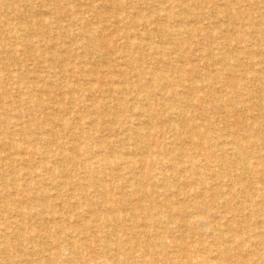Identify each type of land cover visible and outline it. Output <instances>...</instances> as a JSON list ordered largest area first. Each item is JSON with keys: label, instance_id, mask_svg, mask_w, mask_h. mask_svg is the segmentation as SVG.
Returning a JSON list of instances; mask_svg holds the SVG:
<instances>
[{"label": "rangeland", "instance_id": "1", "mask_svg": "<svg viewBox=\"0 0 264 264\" xmlns=\"http://www.w3.org/2000/svg\"><path fill=\"white\" fill-rule=\"evenodd\" d=\"M261 81L264 0H0V264H256Z\"/></svg>", "mask_w": 264, "mask_h": 264}, {"label": "bare ground", "instance_id": "2", "mask_svg": "<svg viewBox=\"0 0 264 264\" xmlns=\"http://www.w3.org/2000/svg\"><path fill=\"white\" fill-rule=\"evenodd\" d=\"M18 1V0H17ZM153 6V5H152ZM157 7V6H156ZM97 10V9H96ZM182 18V17H181ZM189 23V22H188ZM224 23V22H223ZM91 34V33H90ZM12 39V38H11ZM96 40V39H95ZM258 42V41H257ZM14 46V45H13ZM252 52V51H251ZM81 54V53H80ZM251 69V68H250ZM212 73V72H211ZM203 77H205V76H203ZM261 82H263V81H261ZM264 83V82H263ZM254 84H255V82H254ZM120 85V84H119ZM261 85V84H260ZM258 87V86H257ZM261 87H263V86H261ZM219 91V90H218ZM42 97V96H41ZM20 98V97H19ZM105 98V97H104ZM252 99V98H251ZM250 100V99H249ZM261 100V99H260ZM21 100H19V102H20ZM8 103V102H7ZM183 104V103H182ZM260 105V104H259ZM261 110H260V113L263 115V113H262V109L263 108H260ZM36 110V109H35ZM183 110V109H182ZM244 112V111H243ZM245 113V112H244ZM250 114V113H249ZM240 116V115H239ZM171 121V120H170ZM137 128V127H136ZM138 130V129H137ZM246 134V133H245ZM38 136V135H37ZM247 137V136H246ZM254 143H255V141H248V142H243V143H238L239 144V147H243V148H245V147H250V146H253L254 145ZM221 144V143H220ZM223 144V143H222ZM220 149V148H219ZM16 151V150H15ZM243 155V154H242ZM238 156H239V154L236 156L237 158H238ZM246 163V162H245ZM142 164V163H141ZM208 164V163H207ZM214 164V163H213ZM135 165V164H134ZM199 165V164H198ZM246 165V164H245ZM128 166V165H127ZM209 166V165H208ZM198 167V166H197ZM199 167H200V165H199ZM246 168V166H243L242 167V173H244V169ZM262 168H264V166H262L260 169H257V172H259V170H262ZM129 170V169H128ZM132 170V169H131ZM199 170V169H198ZM197 170V171H198ZM199 172V171H198ZM216 179V178H215ZM4 180V179H3ZM139 182V181H138ZM233 184V183H232ZM141 189V188H140ZM244 189V188H243ZM169 196V195H168ZM218 200V199H217ZM248 202V201H247ZM194 204V203H193ZM206 204V203H205ZM210 204V203H209ZM208 206V205H207ZM169 211H170V209H169ZM224 214V213H223ZM227 216V215H226ZM228 217V216H227ZM3 228V227H2ZM237 229V228H236ZM264 230V229H263ZM241 231V230H240ZM150 232V231H149ZM232 232V231H231ZM242 232V231H241ZM261 235H263L264 236V231H262V234ZM135 236V235H134ZM40 237V236H39ZM47 237H49V236H47ZM116 240V239H115ZM1 243V242H0ZM164 245V244H163ZM44 253V252H43ZM172 253V252H171ZM49 255V254H48ZM245 256V255H244ZM247 256V255H246ZM260 258H262L261 260H259V261H257L256 262V264H264V256L262 257V256H260ZM150 259V258H149ZM225 264V263H224Z\"/></svg>", "mask_w": 264, "mask_h": 264}]
</instances>
